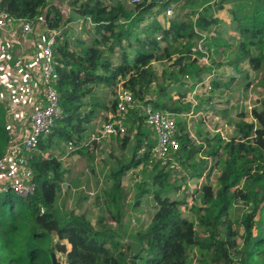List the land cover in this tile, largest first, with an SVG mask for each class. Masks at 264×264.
<instances>
[{
  "label": "trees",
  "instance_id": "trees-1",
  "mask_svg": "<svg viewBox=\"0 0 264 264\" xmlns=\"http://www.w3.org/2000/svg\"><path fill=\"white\" fill-rule=\"evenodd\" d=\"M178 1L141 0L130 9L122 4L109 8L98 0L77 8L75 2L70 3L65 9L74 11L95 27L91 42L79 41L71 47L64 28L72 20L69 15L62 19L61 8L48 0H0V12L14 19L35 22L45 10L46 28L62 29L52 46V54L54 87L59 94L63 118L52 129L49 139L58 137L66 144L81 139L86 132L83 125L107 109L95 101L87 113H82L88 106L85 97L93 92V87H110L118 80L140 101L148 99L145 97L155 85L158 90L155 99L146 101L155 109L175 114L190 111L191 104L181 100L185 94L176 100L166 97V89L151 63L170 62L177 68V74L170 78L172 84L181 85L183 79L193 77L195 82L187 92L191 91L201 81V74L209 71L199 66L192 50L203 40L200 32L216 20L207 16L209 8L204 13L191 10L171 18L168 28H163L157 17L164 8L169 9L168 6ZM227 1H218L217 10ZM254 1L257 8L251 14L241 18L231 13L232 24L245 37L235 52V65L247 60L252 70L264 72V0ZM183 5L192 7L195 0H184ZM146 19L150 22L143 24ZM113 56L119 64L113 63ZM212 85L218 88L216 82ZM115 103L116 100L110 111ZM199 109L197 105L195 111ZM255 111L254 108L251 116L256 123L248 122L246 112L239 114V121L227 141L220 134H215L212 141L205 139L204 153L215 159L219 176L216 190L209 181L202 186L201 206L192 208L195 222L194 218L182 216V202L163 195L171 186L169 174L161 164L149 161L154 141L144 132L143 120L134 117L132 160L127 166L121 165L112 171L111 203L107 206L116 210L112 217L120 222L125 213V196L120 187L123 174L132 167L151 163V184L156 189L148 192L159 215L145 229L128 235L115 234L100 222L95 228L84 215L60 209L65 171L56 157L43 155L45 148L43 139L40 140L39 152L28 157L35 193L26 199L11 193L0 197V264H52L51 255L55 252L64 259L62 263L58 258V264H188L190 254L198 256L197 264H264V114ZM178 128L176 160L187 169L200 170L203 162L195 163L193 159L202 147L192 143L185 124L178 121ZM5 133V128L0 127V137ZM120 138L119 149L124 152L130 138L115 139ZM75 153L91 154L87 147H79ZM143 193L140 192L139 199ZM238 206L245 211L239 220L243 228L241 246L229 219V212ZM52 235L58 240L54 245ZM63 240L70 245V250L60 244Z\"/></svg>",
  "mask_w": 264,
  "mask_h": 264
},
{
  "label": "rangeland",
  "instance_id": "rangeland-1",
  "mask_svg": "<svg viewBox=\"0 0 264 264\" xmlns=\"http://www.w3.org/2000/svg\"><path fill=\"white\" fill-rule=\"evenodd\" d=\"M98 1L102 2L109 8L115 7L118 4H122L128 9L135 6L133 0ZM183 1L184 0H180L178 2L172 3V5L170 6L171 8L168 6V8L172 10V15L169 17L165 12L167 8H164V11H162L157 17V22H159L163 27H166V25H168V21L171 18L182 16L183 13L194 10V6L189 7L188 5H183ZM74 2L77 8L85 2H92V0H67L64 4L68 5ZM140 2L141 0H138V3ZM205 9L206 8H204L200 13H204ZM68 15L72 20L70 23H68V26L72 27V31L69 32L66 29V34L69 37L68 42L70 46L74 47V45L76 43H79V41L88 43L91 42L95 38V35L93 34L95 33L94 25L91 24L89 20L80 18L72 10L68 11ZM148 22H150V20L146 19L143 24H146ZM198 42L203 45L207 58L204 67L209 69V71L201 74V82L204 81L207 83V85L210 82L211 84L216 82L219 87L216 90L213 87V91L208 93L204 91V89H200L198 91L201 95H195L193 94L192 90L187 92L188 88L195 82V79L193 77H186L185 79H183V84L181 85H175L171 83L172 80H170V78L177 74V68H173L172 65H170V62L154 61L151 63V67L154 73L162 80L160 81V84L163 85V88L166 89V97L176 100L179 95L185 94V99H181L183 103L195 104L196 102H200L199 104L204 114L207 116L210 128H221L223 136L230 139V137L232 136V126H234L235 123L239 121V114H241L240 106L255 108L256 114H264V72H261L260 78H256L253 77V75H250L249 79L245 80L243 79L245 74L237 71L236 75L238 77V80L240 81L230 82L229 79H226L227 77L217 80L214 78L213 71L226 69V75H233L230 73L231 67L228 65L225 59V55L223 57H219V54H221V50L218 42L214 43V48L216 49L215 52H212L210 50L212 42H209L210 47L208 43H204V40H200ZM262 54L264 55V50L262 51ZM112 61L114 64H119L116 56H113ZM207 75L209 78L208 80H206ZM122 88V80H118L115 85L110 87L105 85L95 86L93 87V92L91 94H87V96L85 97V102H88V106L91 108L93 102L96 101L99 106H106L107 109L103 111L108 112L111 110L112 104L114 100H116L117 94L122 90ZM220 89L222 90V92ZM157 91V87L155 85H152L150 87L148 95L145 97L148 99L145 100L153 101L155 99ZM246 93L248 94L249 99H245ZM95 95L97 96L96 99L93 98ZM27 102L28 99L24 98L23 104L27 107L28 112H30L31 109L28 108L26 104ZM18 103L19 101L17 102V104ZM85 110L86 109H84L82 113H87L90 109L87 112H85ZM105 113L104 116H102L100 122H98V128L90 132V135L93 138H96L98 136V130L108 118V114ZM133 118V116L129 117L130 120L128 122V125H133L131 122L133 121ZM195 123L197 124L195 135L202 141L210 138L211 135L209 134V130L206 127L203 128V126L200 125L202 124L200 119L197 118ZM143 127L145 129L144 132L148 133L151 137L149 130L144 125ZM128 132L130 142L124 152H121L119 149V142L122 138L118 140L115 138H111V142H104L103 144L100 143L103 141H94L96 142V146L95 148L93 147L94 150L91 151V154L89 156H81L75 153L77 149H79L80 145H83L82 143L77 146H70L71 144L66 145V143H64L66 146H62L60 145L62 141L60 139L57 140L56 137L53 138L51 142H49L48 137L43 139L42 141L45 149L47 147V143L53 144L56 142L57 146H52L53 153L48 156H57L64 159L63 168L65 167L64 170L68 171V173L66 174V176H64L62 188L68 192L67 188L72 186L73 180H78L79 182L76 183L79 184L77 188L80 189L76 192L78 198L75 206H77L82 211L85 210L87 216H85L83 213H80V211L77 212L76 210L75 214H82L87 217L86 219L90 222V224L92 223L94 227H97L100 222L102 225L109 227L110 230L115 234L117 233L120 235H128L130 233H135L136 231L145 229L149 224L153 223L159 215L157 206L154 203L150 192H148L156 189V187H152L153 185L151 184V171L154 164L152 162L151 156L149 161H151L153 164L148 163L146 165L142 164L138 167H132L129 170L125 171L121 178L120 187L123 190L122 196H125V213L120 222H116L112 217L113 213H115L116 210L112 207L107 206L109 203H111L109 195L110 193H112V171L115 170L118 166H127L132 160V149L135 132L133 128L131 130L129 129V127ZM86 136V139L88 140L92 138L91 136ZM143 151L144 149L141 150V152ZM198 160H200L199 157ZM86 170H88V173L86 172ZM208 174L210 177L209 182L212 185L213 190H216L219 169L216 167L215 170L207 172V176ZM83 179L84 182L82 183ZM206 181L207 179L204 180L201 184L204 185ZM83 186H86V190L93 191L95 194L93 196L84 194L82 192L83 190L81 189ZM140 192L145 193H143L141 198L139 199L138 195L140 194ZM163 195L172 200L178 201L179 199V197L176 195V190L172 186H169L168 190ZM71 206L72 205H69V203L66 202V204L63 205V210H73ZM195 206H198L197 202L195 203ZM243 213H245V211L240 206L235 207L229 212V219L232 222V227L236 229L238 234L236 241L239 246H241L242 244V239L240 238L243 234V228L240 226L239 220ZM181 214L184 218H188V216L192 218V215L187 210L181 211ZM193 221L195 222V216ZM196 232L200 231L196 229ZM116 239L119 241L121 240L118 238ZM51 242L54 245L58 241L51 240ZM60 244H62V241L60 242ZM54 255L56 256L58 255V253L55 252ZM58 258L59 261L63 263V259L61 260L63 256ZM197 261V255H189L188 264H197Z\"/></svg>",
  "mask_w": 264,
  "mask_h": 264
},
{
  "label": "built area",
  "instance_id": "built-area-1",
  "mask_svg": "<svg viewBox=\"0 0 264 264\" xmlns=\"http://www.w3.org/2000/svg\"><path fill=\"white\" fill-rule=\"evenodd\" d=\"M133 2L136 3L138 0H133ZM45 15L46 11L43 10L34 22L14 19L5 12H0V28L16 25L19 27L22 36L28 37L34 32L35 28L40 26L46 28ZM166 15L168 17L171 16L172 10H166ZM61 32L62 29H47L48 39L45 40L44 45L37 54L35 69H32L37 74L31 78L28 75L25 76L29 81V86L36 93V97L33 94L30 97L36 99L35 106L30 110L25 122L21 124L20 132H15L17 126L13 124L11 119H8L7 130L11 139L4 154L0 157V197L11 193L19 198L26 199L35 193L36 186L33 181L32 171L28 165V157L39 152L40 140L47 138L56 124L63 118V110L59 105V94L54 87V58L52 54V46L56 38L61 36ZM1 45L0 43V61H6L9 59L5 54V49L7 48ZM192 51L199 66H205L207 58L203 45L198 42ZM25 70L28 72L29 66H25ZM6 76L4 68H0V84L7 87V89H11V82ZM208 79L207 75L206 80ZM200 89L210 93L212 91L211 82L208 85L204 81L195 84L192 89L193 94L201 95L198 91ZM14 92H17V90L15 89ZM37 96L40 98L37 99ZM12 98H14L15 102H18V92ZM146 101L136 100L131 92L122 88L117 94L113 111H110L107 120L100 127L96 139L109 140L128 136L129 117L141 118L143 125L149 130L154 141V146L151 149V159L154 163H159L166 168L165 172L169 174L170 178L169 184L176 190V195L179 197L178 201L182 202L180 211H189L192 218L188 216V219L192 220L194 218L192 208L201 206V188L210 179L209 174L207 176V172L216 169L215 159L204 153L206 149L205 141L195 135L196 119H200L202 125L209 130L211 135L210 138H207L209 141H212L214 135L218 132L210 128L207 116L203 110L195 111L198 102L191 104L189 112L175 114L155 109L151 103ZM253 109L245 106V111L249 115V118H247L248 122L256 123V119L251 116ZM14 116L15 113L13 111L8 113V118H13ZM178 121L185 124V131L192 143L202 147L198 149L197 155H195L196 158L194 157L193 159L195 163L203 162L200 170L187 169L175 158V154L179 150L177 141L179 136ZM221 138L223 141L228 140L224 136H221ZM198 157L200 160H198ZM206 179V183L202 185L201 183ZM88 194L93 196L95 193L89 192ZM196 202L198 206H195Z\"/></svg>",
  "mask_w": 264,
  "mask_h": 264
},
{
  "label": "crops",
  "instance_id": "crops-1",
  "mask_svg": "<svg viewBox=\"0 0 264 264\" xmlns=\"http://www.w3.org/2000/svg\"><path fill=\"white\" fill-rule=\"evenodd\" d=\"M66 1L67 0H48L50 4H53L61 9L66 7V4H64ZM217 3L218 1L215 0H195V5L193 8L196 12H202L204 8H209L207 12V16L215 19L216 23L212 24L205 31H201L200 34L204 38L203 39L205 41L204 43H208L209 45V42H212L211 47L209 45L210 50L212 52H215L216 50L214 48L215 46L214 43L218 42V45L221 50V54H219V57L220 56L223 57L225 55V59L228 65L231 67L230 73L233 75H226L225 74L226 69L219 71L212 70L214 78L220 80L227 77L226 79H229L230 82L240 81L238 80V77L236 75L237 71H240L245 74V76L243 77V79L245 80H248L250 75H253V77L256 78H260L261 71L256 72L252 70L247 60L240 62L238 66L235 65V57H234L235 52L238 48V45L245 40V37L236 29L235 25L232 24V15H231V13L233 12L238 17L243 18L246 15L251 14L257 8V3H255L254 0H228L225 4H223L222 8L219 10H217L216 7ZM163 28H168V25H166V27ZM65 29H67L69 32L72 31V27H69L68 24L66 25ZM47 39H48V33H47V29L44 26L35 28L34 32L28 37H23L19 27L16 25L12 27L0 28V43L2 44L1 45L2 47L4 46L7 48L5 49V54L9 57V59L6 61H0V68H4V72H6L7 75L6 77L11 82V86H12L11 89H7V87L0 84V127H4L6 130V133L0 137V156L2 155V153L5 152L6 150L5 147H7L6 145L11 139L9 136V132L7 130L9 124L8 119H11L13 121V124L17 126L15 132H20L21 124L25 122L26 117L29 114L27 107L24 106L23 104V99L24 98L28 99V102L26 103L28 108L32 109L33 106H35L36 98H31L30 96L31 94H33L36 97V93H34L32 87L29 86V81L26 79L25 76L28 75L29 78H31L32 76L33 77L36 76L37 73L33 72L32 69H35L36 56L39 53L41 47L44 45L45 40ZM252 53L255 54L256 52L253 51ZM25 66H29L28 72L25 70ZM15 89L19 94V104H17V102L14 101V98H12L13 95L17 93L14 92ZM216 89L217 88H215V90ZM212 91H213V86H212ZM245 95H246L245 99H248V94L246 93ZM94 97L96 98L97 96L95 95ZM39 98L40 97L37 96V99ZM199 103L200 102H198V105L200 107L199 110H202ZM240 107H241V113L246 112L245 107L243 106ZM89 109L90 107L88 106L85 112H87ZM10 111H13L15 113V116L13 118H8V113ZM105 112L106 111L103 110L99 111V113H97L96 118L92 119L91 122L83 125L86 129V132L83 134L81 139L75 140L73 143H71L70 146L72 145L76 146L82 143L83 145H80V147H87L90 152L94 150L96 146V142L94 141H96L97 139L93 138L90 135L91 134L90 132L98 128V122H100ZM109 113L110 111L106 112L105 114L109 115ZM202 126L203 128H205L204 125ZM233 127L234 126H232L231 132H233ZM129 128L132 130L131 125H129ZM215 130H217L218 132L217 134L223 136L221 128ZM86 135L91 136L92 138L88 140L86 139L87 137ZM53 138L49 139V142H51ZM56 138L57 140H59L58 137ZM111 140L112 139L97 140V141H103L100 142L101 144H103L104 142H109V141L111 142ZM60 145L66 146L67 144L65 145L64 142L62 141ZM52 146H57V143L56 142L53 144L47 143L46 149L42 150V152L45 153L43 154L44 156H48L53 153ZM54 157H56L59 161H61L62 165H64L63 158H59L57 156ZM64 171H65L64 176H66L68 171L66 170ZM86 172L88 173V170H86ZM74 181L75 180L72 181V186L67 188L68 192L64 190L61 185V198L59 203L60 209H63V205L66 204L67 202L69 203V205H72L71 206V208H73L72 211L74 212L75 210L77 212L80 211V213H83L85 216H87L85 210L82 211L77 206H75V203L78 198L76 192L80 188L79 189L77 188V186H79V184H76L79 183L78 180H76L75 182ZM83 182L84 179L82 180V183ZM85 187L86 186H83L81 188L84 194L88 195L89 192H93L86 190ZM51 239L52 241H58L54 235H52ZM63 243L66 249L70 250V245H68L65 240L62 241V244ZM58 255H56L57 259L58 257H62L59 253ZM62 259L63 258H61V260Z\"/></svg>",
  "mask_w": 264,
  "mask_h": 264
},
{
  "label": "water",
  "instance_id": "water-1",
  "mask_svg": "<svg viewBox=\"0 0 264 264\" xmlns=\"http://www.w3.org/2000/svg\"><path fill=\"white\" fill-rule=\"evenodd\" d=\"M60 12H61V15H62V19L65 20L67 18V16H68V10L65 9V8H62L60 10ZM51 263L52 264H58L56 256L54 254L51 255Z\"/></svg>",
  "mask_w": 264,
  "mask_h": 264
}]
</instances>
